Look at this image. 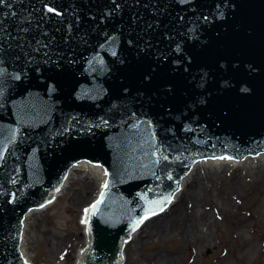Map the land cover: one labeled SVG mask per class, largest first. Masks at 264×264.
<instances>
[{
    "label": "water",
    "instance_id": "95a60500",
    "mask_svg": "<svg viewBox=\"0 0 264 264\" xmlns=\"http://www.w3.org/2000/svg\"><path fill=\"white\" fill-rule=\"evenodd\" d=\"M0 69V264L80 159L108 172L84 261L112 264L195 159L264 149V0H0Z\"/></svg>",
    "mask_w": 264,
    "mask_h": 264
},
{
    "label": "rangeland",
    "instance_id": "374dc122",
    "mask_svg": "<svg viewBox=\"0 0 264 264\" xmlns=\"http://www.w3.org/2000/svg\"><path fill=\"white\" fill-rule=\"evenodd\" d=\"M236 168L231 171L223 169L213 178L214 186L224 190L223 200L228 199L232 206L229 213L220 210L213 218L215 225L212 224L208 230L216 238V246L203 249L205 264H264V171L258 172L255 169L256 174H251L245 166ZM85 176L93 175L91 172L87 174L86 171L76 170L73 173L74 181L66 192L45 211L37 214L42 219L39 232L27 229V246L34 264H71L74 261L75 252L81 244L78 237L82 226L78 220L84 205H79H86L94 193L81 198L79 180ZM220 201V198H216L218 205ZM208 211L211 214V210ZM233 213L239 215V218ZM49 240L50 246L47 245ZM53 241L56 243L52 245ZM133 244L135 241L127 245L128 260L125 264H135L133 258L157 250L173 253H181L183 250V243L177 236L171 235L166 239L158 238L156 244L138 245V252ZM196 250L192 247L182 258ZM182 258L178 263L181 264ZM199 264H202L201 261Z\"/></svg>",
    "mask_w": 264,
    "mask_h": 264
},
{
    "label": "bare ground",
    "instance_id": "6f19581e",
    "mask_svg": "<svg viewBox=\"0 0 264 264\" xmlns=\"http://www.w3.org/2000/svg\"><path fill=\"white\" fill-rule=\"evenodd\" d=\"M230 154V152H225L195 159L185 181L181 179L178 180L179 191L170 193L172 198L171 202L169 203L168 200L165 201L167 206L159 213V216H152L144 220L139 228L133 231L129 241H127L124 236L121 237V262L123 257L125 261L128 260V255L126 253L127 243L130 244L135 241L133 245L135 246V251L138 252V245L142 247L150 243L156 244L158 238L166 239L171 235L177 236L179 241L183 243V250L181 253L179 251L173 253L170 251L162 252L161 250H157L147 255L142 254L141 257L137 256L133 258V262H135V264H180L178 262L181 261L180 258H182L183 254L186 251H190L192 247H195L197 249L196 252L187 255L186 258H182L181 264H199L200 261L202 264H205L203 249L216 246V238H213L211 231H209V227L212 224L215 225L213 218H215L220 210L229 213L232 206L228 199L223 200L222 195L224 194V190L221 187L214 186V176L219 175L223 169L231 171L237 166L247 167L251 174H256L254 171L255 169L258 172L264 171V149L243 152L235 157H232ZM219 157L232 158L219 159ZM233 164L236 165L234 166ZM78 168L86 170L87 174L91 172L93 175L91 177L85 176L84 179L79 180V182H81L79 187L81 198H85L94 192L92 198L86 202V205L84 203L79 205V207L84 205V208H89L95 203L98 199L97 194L105 178L104 169L94 164L90 165L88 162L82 160L76 162L67 169L66 173H64L65 175H63L64 177L62 176L63 179L61 178L56 185L57 187L53 188L49 194H45L43 200H53L54 194H58L56 197L58 198L66 192L68 186L74 181L73 173ZM237 178L240 179L238 176ZM216 198H220L221 200L219 205L216 202ZM43 200L37 203V206L30 208L24 217L23 236L20 248L23 256L29 262H32V255L29 253L27 246V229H35L36 232H39V225L42 219L40 216H37V214L45 211L52 204V202L50 203L48 200L43 203ZM41 205H43V207H41ZM208 209L211 210V214ZM84 210L85 209H83V211ZM233 214L236 215L237 219L239 218V215L236 213ZM81 224L83 231L80 232L78 237V242H81V244L75 252L74 261L77 260L79 253L86 244L84 224ZM54 243L56 242L53 241L52 245ZM47 245H51L50 240ZM75 245L76 243H74V246ZM195 245H197V247ZM55 246H57V244ZM216 264H219V262Z\"/></svg>",
    "mask_w": 264,
    "mask_h": 264
},
{
    "label": "snow or ice",
    "instance_id": "6c2138e0",
    "mask_svg": "<svg viewBox=\"0 0 264 264\" xmlns=\"http://www.w3.org/2000/svg\"><path fill=\"white\" fill-rule=\"evenodd\" d=\"M48 11H54V9L52 8H49ZM0 72H3V69H0ZM3 158V153L0 152V159ZM166 159V157H165ZM219 159H231V157H219ZM108 187V182L105 181L104 184L102 185V189H107ZM58 190V189H57ZM177 191H179V189H177ZM103 197H104V191L102 190L101 193H100V199H97L95 201V203H93L89 208H86L84 211H85V215L88 216L90 213L91 214H94L95 210L97 209V207L102 203L103 201ZM168 202L170 203L171 202V198H167ZM167 205L165 204L163 207H160L159 211H163L164 210V207H166ZM41 207H43V205H41ZM152 215H156V212L152 209H148L145 213V216L143 218H141L140 220H137L133 223L132 225V231H136L137 228H139V226L143 223L144 220L148 219L149 216H152ZM84 223H86L87 221H82Z\"/></svg>",
    "mask_w": 264,
    "mask_h": 264
}]
</instances>
